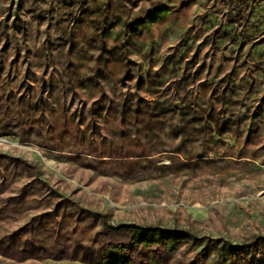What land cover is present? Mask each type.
I'll list each match as a JSON object with an SVG mask.
<instances>
[{
  "label": "rangeland",
  "instance_id": "rangeland-1",
  "mask_svg": "<svg viewBox=\"0 0 264 264\" xmlns=\"http://www.w3.org/2000/svg\"><path fill=\"white\" fill-rule=\"evenodd\" d=\"M110 246L264 264V0H0V264Z\"/></svg>",
  "mask_w": 264,
  "mask_h": 264
},
{
  "label": "trees",
  "instance_id": "trees-1",
  "mask_svg": "<svg viewBox=\"0 0 264 264\" xmlns=\"http://www.w3.org/2000/svg\"><path fill=\"white\" fill-rule=\"evenodd\" d=\"M114 229H124L131 239L145 247L151 243L160 244L165 242L167 250H174L179 241L189 237V233L183 229L141 226L136 224H121ZM107 259L105 264H127L128 256L122 254L117 247L110 246L106 250Z\"/></svg>",
  "mask_w": 264,
  "mask_h": 264
}]
</instances>
